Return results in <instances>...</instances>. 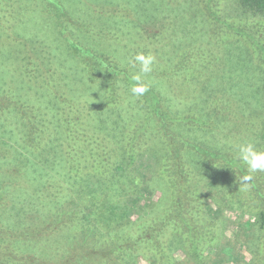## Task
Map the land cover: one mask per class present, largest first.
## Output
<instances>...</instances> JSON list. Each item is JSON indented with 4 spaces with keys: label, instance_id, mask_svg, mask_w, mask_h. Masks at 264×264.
<instances>
[{
    "label": "rangeland",
    "instance_id": "1",
    "mask_svg": "<svg viewBox=\"0 0 264 264\" xmlns=\"http://www.w3.org/2000/svg\"><path fill=\"white\" fill-rule=\"evenodd\" d=\"M66 1L65 5L71 9L74 17L73 8L77 12L72 20L77 28L86 26L83 17L93 20L98 16H101L99 20L105 26L113 28L115 34L110 38L112 42L101 44L107 53L134 56L148 50L149 55V49L154 52L158 47L156 35L163 29L167 34L166 42L153 54L157 56L158 64L161 63L160 55L169 59L174 51L181 48H202L214 52L213 80L220 91L233 96L235 101L231 112L222 118V121H227L226 131L219 137L212 136V140L225 141L236 164L220 162L212 165L194 150L188 148L184 153L188 166L195 172L190 189L210 193L202 200L212 217H200L197 219L198 224L215 231L218 236L216 246L208 253L204 264H264V171L251 173L239 159L242 145L252 144L256 151L264 152V17L244 10L239 0H151L152 9L149 12L159 19L161 25L165 23L158 31L141 19L142 9L145 8L143 0ZM117 4L124 8L117 11L116 7L111 9ZM157 5L163 10H157ZM136 6L140 9H134ZM45 10L44 0H0V86L5 87L3 83L14 76L11 69L13 35H21V41L24 37H41L48 48H56L59 44L55 41L57 35L52 34L55 28L53 21L48 19ZM209 10L218 14L217 18ZM19 20L20 23L15 27L13 23ZM97 25L93 20L90 23L91 30ZM140 47L145 50H140ZM220 55L222 58L217 59ZM61 59L58 52L56 62L72 88L70 95L78 101L84 99L91 105V126L88 128L93 129L91 131L102 128L103 142L114 150V166L111 173L94 175L89 173L93 159L77 156L74 173L70 174L67 166H61L64 160L59 155V142H54L56 136L49 141L47 138L45 149H40L35 156L18 149L19 156H15L11 164L2 158L0 264H107L103 262V257L107 259L109 253L107 243L110 241L103 248L106 235H123L132 228L137 218L162 216L173 202L171 186L165 175L160 173L167 155L160 137L149 133L148 140L142 142L137 154L135 168L128 167L127 149L121 133L131 123L129 119L142 118L143 110L137 97L122 90L123 102L118 108L113 111L102 109L105 96L97 88L99 84H86L83 80L88 76L80 75L81 70L77 74V62L73 59L67 63L62 54ZM156 62L153 71L157 70ZM161 64H167V61ZM171 78H165L164 84L160 83V89L175 94L178 91L174 83L176 79ZM26 88L23 94L29 103L38 99L35 96L38 94L42 102L37 101L36 104L52 108L55 98L50 92L43 91L44 88L38 91L28 83ZM5 93L10 95V92ZM254 112L263 117L256 125L260 132L247 127ZM48 113L55 115L56 111L50 109ZM236 115H241V118ZM16 117V112L0 113V145L11 147L13 151L16 150L13 142L19 141L20 146V137L14 124ZM122 119L129 121L123 122ZM206 140L211 141L210 138ZM211 143L216 147L213 141ZM83 147L89 153L91 148L85 144ZM6 165L11 176L5 175ZM25 165L30 167L33 175L31 170L28 173ZM21 167L24 169L20 170ZM14 169L17 174H14ZM245 175L253 177L247 188L241 183ZM64 183L68 184V189ZM95 189L102 190L95 194L89 193ZM131 198H136V202ZM141 199L142 203L139 202ZM93 204L91 224L98 230L96 236L86 239L81 215L77 212H85ZM103 205L106 211L114 212L116 217L110 220L108 218L112 215H105L103 218V213H100ZM60 211L67 213L60 217ZM184 241L180 235L170 238L166 252L172 256V264H188L183 260V251L178 250L183 249ZM146 254L142 261L137 260V264H169L157 262L149 250ZM128 259L131 260V256Z\"/></svg>",
    "mask_w": 264,
    "mask_h": 264
},
{
    "label": "trees",
    "instance_id": "2",
    "mask_svg": "<svg viewBox=\"0 0 264 264\" xmlns=\"http://www.w3.org/2000/svg\"><path fill=\"white\" fill-rule=\"evenodd\" d=\"M44 1L46 4L45 13L48 19L53 21L55 27L52 29V34L57 35L55 41L59 44L56 48H48L41 37H24L21 41V35H13L11 69L14 76L3 83L5 87L0 86V113L16 112L17 117L14 124L17 126L15 131L19 134L20 146L19 141L13 142V146L16 148L13 151L11 147L0 145V160L6 159L11 164L15 161L14 157L19 156L18 149L28 155L35 156L41 151L40 149H45L47 138L49 141L56 136L54 142H59L61 150L56 149L59 150V155L64 160L61 166H67L70 174L74 173V160L77 156L93 159L89 173L94 175L111 173L114 166L112 163L114 150L108 143L103 142L105 138L103 137L102 140V128L95 129L96 131H91L93 129L88 128L91 126L89 119L92 115V107L84 99L78 101L76 97L70 95L72 88L64 79L56 61L58 52L60 60H62L61 54L67 63L74 59L77 62L75 63L77 74L81 70L80 75L88 76L83 81L88 85L89 83L99 84L96 87L105 96L101 105L102 109L113 111L123 102L122 90L131 92V87L135 84L132 77L139 72V65L133 66L130 62L134 61L136 55L110 54L101 48L102 42H112L110 38L115 34L111 26H105L99 20L101 16L93 19L98 24L94 30H91L90 26L93 20L87 17L82 19L86 26L81 25L82 28H77L72 21L77 12L72 7L74 17L71 9H67L69 5L66 0ZM143 1L142 5L145 8L142 9L141 19L148 26H154L156 30L160 31L165 23L161 20V23L163 22L161 25L159 19L149 12V9H152L150 6L152 1ZM239 3L247 12L264 17V0H239ZM159 5L161 6V4ZM159 5H157V10H163ZM115 7L116 11L124 8L123 5L117 4L111 9ZM134 9H140V7L136 6ZM209 11L217 18L218 14L212 10ZM18 23L20 20L13 24L16 27ZM166 35L164 29L156 35V38L159 39L158 47L154 52L149 49V54L153 55L158 52L157 48L166 42ZM139 49L145 50L141 47ZM144 55H148V50ZM155 57L158 60L156 55ZM219 58L221 59L222 56H218L217 59ZM164 59L165 56L163 58L160 55L161 63L167 61V64L170 63L169 66L158 64L155 61L157 70L142 77V81L149 85V91L143 96L137 97L142 107L141 110H143L142 118L140 120L129 119L131 123L126 125L128 127L121 134L127 149L126 155L130 168H135L137 154L141 149L142 142L148 140L149 133L162 139L167 155L160 173L165 175L171 186L173 202L162 216L137 218L133 221L132 228L127 229L123 235H106L103 240V248L105 243L110 241L107 243L109 253L107 259L103 257V262H107V264H137V260L140 262L145 258L148 250L157 262L172 264L174 261L172 256L166 252V247L169 248L170 238L174 235H180L185 240L183 249L178 248L183 251L184 261L188 264H204L208 253L214 249L218 240L215 231L198 224V218L212 217L207 213L208 206H204L202 200V197H206L210 193L209 191L205 193L200 189H190L189 185L195 172L188 166L184 153L188 148L194 150L212 165H217L220 162L236 164L235 157H232L229 153L230 150H227V143L220 142L216 138L212 140V136L219 137L226 131L227 121H222V118L226 113L231 112L235 99L216 87L213 80L215 74L214 52H208L202 48H181L174 51L173 56L169 59ZM82 76L79 77L83 78ZM167 77H172L171 80L176 79L173 82L176 84L175 88L178 91L175 92L177 93H165L160 89V83L164 84ZM26 83L36 87L38 91L44 88L43 91L50 92L55 98L52 108L38 106L36 102H42L38 94L35 95L38 99L34 100L32 104L31 101L29 103L27 96L23 94L24 91H27ZM5 92H10V95ZM50 109L55 110L56 114L50 115L48 113ZM236 116L241 118V115ZM120 117L122 118L121 115ZM262 118V115L254 112L251 121L247 123L248 129L260 132L256 125ZM129 120L123 121L122 119L123 122ZM205 138H210L211 141H204ZM212 141L216 147L211 143ZM83 144L87 145L89 149L91 148L89 153ZM50 146L51 144L48 148ZM25 167L30 174V167L27 165ZM8 169V165H6L5 175L11 176ZM19 169L23 170L24 167ZM13 171L14 174H17L15 169ZM31 173L33 175L32 170ZM34 173H36L35 170ZM130 173L134 174V171ZM64 184L68 189V184ZM101 190L95 189L89 193L95 194ZM131 200L136 202L137 199L131 198ZM139 202L142 203V199ZM93 207L94 204L92 207L88 206L85 212H77L81 215L83 234L86 239L97 235L98 229L91 224L93 222L91 217L93 216ZM66 213V211H60L59 215L62 217ZM100 213H103L101 214L103 218L105 215H112L108 218L110 220L114 218L113 216L116 217L114 212L106 211L105 205L100 208ZM41 238H37V243ZM130 256L131 260L128 259Z\"/></svg>",
    "mask_w": 264,
    "mask_h": 264
},
{
    "label": "clouds",
    "instance_id": "3",
    "mask_svg": "<svg viewBox=\"0 0 264 264\" xmlns=\"http://www.w3.org/2000/svg\"><path fill=\"white\" fill-rule=\"evenodd\" d=\"M156 61L154 55L137 54L134 61H131L133 66L139 65V72L132 79L135 84L131 87V93L135 97H141L149 91V85L142 81V77L150 74L153 71V65ZM239 159L247 165L249 172L264 171V152L255 150L252 144L242 145L239 149ZM253 179L252 175H245L241 178V183L245 188L248 187V182Z\"/></svg>",
    "mask_w": 264,
    "mask_h": 264
}]
</instances>
